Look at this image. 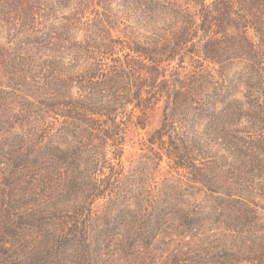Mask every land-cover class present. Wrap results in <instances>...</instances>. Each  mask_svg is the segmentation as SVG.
I'll list each match as a JSON object with an SVG mask.
<instances>
[{
    "label": "trees",
    "instance_id": "1",
    "mask_svg": "<svg viewBox=\"0 0 264 264\" xmlns=\"http://www.w3.org/2000/svg\"><path fill=\"white\" fill-rule=\"evenodd\" d=\"M0 30V264H264V0H0ZM161 100L184 175L144 186L117 117Z\"/></svg>",
    "mask_w": 264,
    "mask_h": 264
},
{
    "label": "rangeland",
    "instance_id": "2",
    "mask_svg": "<svg viewBox=\"0 0 264 264\" xmlns=\"http://www.w3.org/2000/svg\"><path fill=\"white\" fill-rule=\"evenodd\" d=\"M213 0H206V3H211ZM120 2L116 1L113 3L114 13H119L121 11ZM71 8L60 9L58 12L59 18L62 15H67L70 13ZM195 10V9H192ZM92 18V16L90 17ZM86 21V19H84ZM62 22L60 20H54L53 25L60 26ZM128 26V27H127ZM163 28V29H162ZM157 32L158 35L162 37L167 33L166 27H162ZM165 30V31H164ZM85 29L80 27L78 31H74L73 41L82 42L85 38ZM152 31L150 28L146 27H137L135 24H121L112 26L111 36L115 40H122L124 42L128 41H137L138 43L144 45L146 39L154 37V33L151 36ZM7 34L5 30H0V44L4 45L7 41ZM13 44V43H12ZM7 44L6 46H10ZM116 54L113 58L120 57L121 59L125 58L126 54H129L128 49L122 48V46H117ZM70 60V56H65L64 63L67 64ZM111 57L109 56L106 62L110 63ZM88 62L87 59L83 58L79 62L78 67H74L69 72L73 76L81 75L84 69L85 64ZM188 65V62L185 64ZM10 91L9 89H5ZM81 92L79 89V84H74L70 88V97L78 98ZM165 105V100H161L157 105L156 111L152 109L145 110L143 108L136 107L135 104H129L126 107V111H120L118 113L117 122L122 123L123 128V137H124V154L121 159L122 165L125 168L126 172H132L138 169L139 175L143 180L144 186L149 184L152 186L160 185L164 180H167V177L173 176L179 178V175H184V170H176L172 168L174 163L170 161L164 150L161 148L164 146L161 142H156L151 144L150 139L152 138L155 131L160 130L163 126V109ZM201 129L202 126H199ZM164 142L168 141V138L163 139ZM163 151V152H162ZM162 152L163 159L159 161L156 158V154ZM108 157L111 158L112 154L109 152ZM106 174H109V170H105ZM169 179V178H168ZM104 201L98 202L97 205H101ZM260 206H264V202H260ZM261 213L264 214L263 210Z\"/></svg>",
    "mask_w": 264,
    "mask_h": 264
}]
</instances>
